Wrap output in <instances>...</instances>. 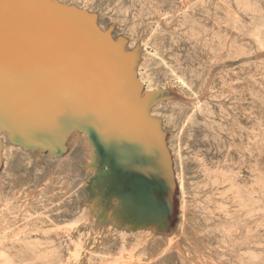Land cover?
<instances>
[{"label": "rangeland", "instance_id": "374dc122", "mask_svg": "<svg viewBox=\"0 0 264 264\" xmlns=\"http://www.w3.org/2000/svg\"><path fill=\"white\" fill-rule=\"evenodd\" d=\"M151 1L163 11L178 5V0ZM108 2L113 9L112 4L129 0ZM76 5L73 0H0V138H11L27 151L16 148L7 168L0 157V230L36 210L49 212L60 226L40 222L8 232L0 240V264H145L142 260L153 257L156 234L171 238L180 213L170 134L152 110L168 98L185 107L191 98L174 89H146L138 71L139 38L116 22L105 25L90 2ZM18 17L34 31L9 28ZM57 38L61 43L52 44ZM181 49L185 56L192 50L188 44ZM237 67L245 68L243 78L227 75L225 101L212 105L208 125L222 130L210 127L196 134L200 171L224 173L223 184L202 185L203 175L194 179L201 185L192 196L194 208L205 224L194 233L193 248L178 247L184 261L174 264H264V150H259L264 76L259 70L250 79L251 66ZM139 194L150 206L148 214L136 210Z\"/></svg>", "mask_w": 264, "mask_h": 264}, {"label": "bare ground", "instance_id": "6f19581e", "mask_svg": "<svg viewBox=\"0 0 264 264\" xmlns=\"http://www.w3.org/2000/svg\"><path fill=\"white\" fill-rule=\"evenodd\" d=\"M73 1H75L77 4L76 6L79 7H87V3L90 2L92 5V7H90L95 8L101 14V21L105 25L107 23L116 22L123 31H127L130 35L139 38L143 53L138 71L140 80L146 89H174L178 93L185 94L191 98L188 106L185 107L183 106L184 102L180 101V99L168 98L167 100L160 101L152 110L156 117L162 119V128L168 130L170 134L177 187L180 194V213L174 224L171 238L166 239L168 235L164 237L162 235L163 232L158 235L156 234L158 237L153 243V248L150 247L151 250H153L152 253L150 252L153 254V257L151 259L146 258L147 260H142L145 264H155L156 261H159L161 264L183 262L184 259L180 251H178V247L182 244L185 247L193 248L194 233L202 230L205 224L203 217L197 213V208H194L195 201L192 199V196L198 194L197 192L200 189L198 187L201 186L198 181L194 179L198 178L199 175H203L204 178L202 180H204V182L202 185L216 187L222 185L224 180V173H202L200 171L202 166L200 167V162H198L200 158L199 155H197L199 140L196 134L197 132H205L211 127V124H208L210 120L214 119L212 105H214L215 101L219 100L221 102L225 99V89L229 87L227 75H234L237 78L242 77L240 73L245 68H239L237 64L245 63L253 68L252 72L246 75L250 77V79H253L259 70L264 76V57H259L260 54H264V29L260 28V25H264V4L262 0H178L177 6L174 7L171 5L175 11L173 9L163 11L161 7H159L158 2H153L151 0H129L126 5L120 7H116V5L112 4V7H114L113 9H108L110 6L109 0H99L98 3L96 0ZM238 11L243 13V17L246 18V24L250 26L249 29L246 27L247 25L240 23ZM15 21L17 22H8L9 28L20 26L21 31L26 29L34 31L33 29L35 26L32 23H26L25 19L18 17ZM170 22H172L171 25L169 24ZM168 26H171V28H168ZM27 37H29V34ZM26 40L27 39H25V41ZM37 40H40V38ZM70 40L71 42L74 41L72 38H70ZM50 41L52 42L53 40ZM60 43V39L57 38L52 44L59 45ZM36 44L37 43H35V45ZM184 44H188L192 48V50H187L188 53L186 56L181 49V46ZM57 48L59 47L57 46ZM242 57L245 58L243 62L226 64V62H228L227 60H238ZM221 107L222 106H219L218 110H220ZM217 123L218 122H216V126ZM218 125L220 126V122ZM220 127L222 128V125ZM221 128L211 127L210 131L217 132L222 130ZM262 137H264V133ZM10 139L6 140L4 137L0 138V157L2 158V162L4 161V164L6 161L8 162L12 159L16 148L26 151L23 144H15L9 141ZM259 146V150H264V140H262ZM30 153L31 152H29V154ZM30 155L27 156L30 157ZM24 158H26V156ZM24 161H22L23 164ZM26 162L27 161H25V163ZM8 165L10 164L8 163L6 168ZM26 165L27 164H25V166ZM13 168L12 166V169ZM31 168L32 167H30V169ZM44 170L46 171L45 168ZM25 171L23 172L24 175L26 174ZM42 171L40 169L39 172ZM9 173L11 172L9 171ZM33 175H35V177L37 176L34 172ZM1 177L2 175H0V178ZM32 177L35 179L34 176ZM34 179L32 181H34ZM37 180H40V182L42 181L40 178ZM44 180L46 179L44 178ZM40 182L38 181L39 184ZM176 192L178 193V191ZM222 197L224 201H227L230 195L225 194ZM46 199L47 198H45V200ZM135 200L140 202L141 205V207L136 208V210H143L148 214L150 206L144 201L145 197L139 194L135 196ZM66 206L69 205L66 204ZM51 208L53 209V207ZM57 208H59V205ZM40 222L52 228L60 227L58 221L54 219L49 212H40L36 210L26 213L17 221L1 229L0 240L8 232L27 230ZM140 225H142V223H140ZM139 231L141 232V230ZM45 241H48L47 238ZM51 241L55 243L54 240ZM76 244L78 245V243ZM197 251L199 252V250ZM92 253L100 256L106 255L98 252ZM150 253L147 252V254L151 255ZM3 255L2 251H0V258L4 257Z\"/></svg>", "mask_w": 264, "mask_h": 264}, {"label": "crops", "instance_id": "0c3cea01", "mask_svg": "<svg viewBox=\"0 0 264 264\" xmlns=\"http://www.w3.org/2000/svg\"><path fill=\"white\" fill-rule=\"evenodd\" d=\"M136 204L139 205V204H138V201H136Z\"/></svg>", "mask_w": 264, "mask_h": 264}]
</instances>
